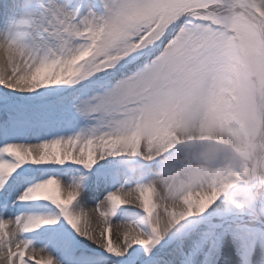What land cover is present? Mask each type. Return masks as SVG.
I'll use <instances>...</instances> for the list:
<instances>
[{"label": "snow or ice", "instance_id": "obj_1", "mask_svg": "<svg viewBox=\"0 0 264 264\" xmlns=\"http://www.w3.org/2000/svg\"><path fill=\"white\" fill-rule=\"evenodd\" d=\"M0 264H264V0H0Z\"/></svg>", "mask_w": 264, "mask_h": 264}, {"label": "rangeland", "instance_id": "obj_2", "mask_svg": "<svg viewBox=\"0 0 264 264\" xmlns=\"http://www.w3.org/2000/svg\"><path fill=\"white\" fill-rule=\"evenodd\" d=\"M91 207V206H90ZM113 239H114V237H113Z\"/></svg>", "mask_w": 264, "mask_h": 264}]
</instances>
